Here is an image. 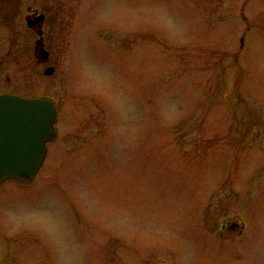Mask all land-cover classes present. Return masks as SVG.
Returning <instances> with one entry per match:
<instances>
[{
  "label": "rangeland",
  "instance_id": "obj_1",
  "mask_svg": "<svg viewBox=\"0 0 264 264\" xmlns=\"http://www.w3.org/2000/svg\"><path fill=\"white\" fill-rule=\"evenodd\" d=\"M62 2L59 138L0 185V264H264V0Z\"/></svg>",
  "mask_w": 264,
  "mask_h": 264
},
{
  "label": "flooded vegetation",
  "instance_id": "obj_2",
  "mask_svg": "<svg viewBox=\"0 0 264 264\" xmlns=\"http://www.w3.org/2000/svg\"><path fill=\"white\" fill-rule=\"evenodd\" d=\"M73 14L62 0H0V95L54 101L56 137L48 144L59 138L57 125L63 111L57 100L42 91L46 89L47 78L56 77L61 70L70 44L67 38L71 36ZM6 181L16 180H3L0 185ZM221 231L225 238L242 236L245 225L225 220Z\"/></svg>",
  "mask_w": 264,
  "mask_h": 264
},
{
  "label": "water",
  "instance_id": "obj_3",
  "mask_svg": "<svg viewBox=\"0 0 264 264\" xmlns=\"http://www.w3.org/2000/svg\"><path fill=\"white\" fill-rule=\"evenodd\" d=\"M55 103L49 99L0 95V181H31L42 167L47 144L56 137Z\"/></svg>",
  "mask_w": 264,
  "mask_h": 264
}]
</instances>
